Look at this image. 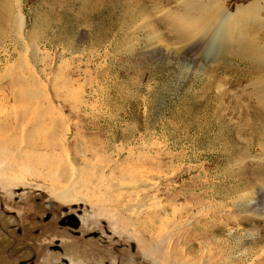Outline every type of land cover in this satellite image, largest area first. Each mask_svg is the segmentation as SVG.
<instances>
[{
    "label": "rangeland",
    "instance_id": "374dc122",
    "mask_svg": "<svg viewBox=\"0 0 264 264\" xmlns=\"http://www.w3.org/2000/svg\"><path fill=\"white\" fill-rule=\"evenodd\" d=\"M213 1L0 0V264H264V31Z\"/></svg>",
    "mask_w": 264,
    "mask_h": 264
},
{
    "label": "bare ground",
    "instance_id": "6f19581e",
    "mask_svg": "<svg viewBox=\"0 0 264 264\" xmlns=\"http://www.w3.org/2000/svg\"><path fill=\"white\" fill-rule=\"evenodd\" d=\"M186 8L195 10V13L189 12L190 15L188 16L183 15L176 18L181 20V26L184 28V30L187 29L190 35H198L205 32L206 30L210 31L213 25L216 23H221V27L226 31L223 40L221 41V43H224L225 49L236 57L240 56L247 58L253 63H255V61L256 63L258 62L257 59H260L259 56L261 54L255 51L253 47L254 43L260 37H262V31H264V0L250 3L248 6H239L236 13L233 14L225 12L222 0H214L211 5L206 6L205 10H202L204 8L202 2L197 4H187ZM22 23L23 19L20 21L21 27L23 26ZM192 24L195 25L193 27V31H190L192 28L188 29L187 26ZM261 84H264V80H262ZM259 90L261 93L260 95L262 104H264V88H260ZM30 136L32 138L34 137L32 133ZM34 144L35 143L32 144V142L30 144L27 143V145L32 146ZM14 182L15 180L11 178L9 179L8 183H5V185H11ZM147 185L148 184H142L139 188L146 190L149 187ZM133 188L136 190L135 187ZM133 188H130V190H134ZM57 197L62 202H70L74 199L70 194L65 192H59ZM122 224L123 228L128 229V223H121V225ZM152 252L154 254V251ZM147 256L152 258L151 252L150 254H147ZM152 259L156 262L154 258Z\"/></svg>",
    "mask_w": 264,
    "mask_h": 264
},
{
    "label": "flooded vegetation",
    "instance_id": "af4514ba",
    "mask_svg": "<svg viewBox=\"0 0 264 264\" xmlns=\"http://www.w3.org/2000/svg\"><path fill=\"white\" fill-rule=\"evenodd\" d=\"M76 223H77L76 218L70 214H67V216H64L62 219H60V224L63 226L75 227ZM67 263L68 261L64 259L62 264H67Z\"/></svg>",
    "mask_w": 264,
    "mask_h": 264
}]
</instances>
